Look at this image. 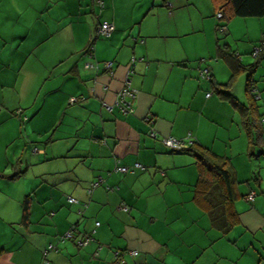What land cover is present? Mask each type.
<instances>
[{
  "label": "crops",
  "instance_id": "obj_1",
  "mask_svg": "<svg viewBox=\"0 0 264 264\" xmlns=\"http://www.w3.org/2000/svg\"><path fill=\"white\" fill-rule=\"evenodd\" d=\"M102 1L103 8L97 0H0V264H111L118 251L128 264H264V197L250 188L254 203L236 204L240 222L224 236L195 203L194 188L189 197L196 158L163 143L195 141L222 155L226 116L244 128L238 109L199 77L212 55L214 81L233 73L219 61L215 21L206 20L217 17L216 5L198 0L201 21L188 26L178 17L194 0ZM103 21L114 31L88 55ZM128 77L137 95L127 113L117 100ZM135 163L147 169L116 171ZM27 195L30 222L22 223ZM69 196L88 203L84 215ZM179 198L188 213H173ZM74 224L96 229L89 245L60 241Z\"/></svg>",
  "mask_w": 264,
  "mask_h": 264
},
{
  "label": "trees",
  "instance_id": "obj_2",
  "mask_svg": "<svg viewBox=\"0 0 264 264\" xmlns=\"http://www.w3.org/2000/svg\"><path fill=\"white\" fill-rule=\"evenodd\" d=\"M97 2L99 3L101 8L104 7V3L102 6V2H103L102 0H97ZM212 2L217 7L216 14H218L219 12L223 13L222 18L217 17L218 21L223 22L226 19L231 20L237 17H258L260 18L264 16V0H212ZM99 26L97 29L96 37L92 39V41L89 43V46L85 50L88 55H91V53L94 52L97 38L103 36L98 33ZM222 27H226V29L223 30L221 29ZM227 29H228V26L226 24L217 25V31L221 30L222 32H225L227 31ZM256 46L264 47V43H262L261 45H256ZM253 53H254V49L252 51V54ZM218 55H219L218 58L220 57L221 59L225 60L232 69L233 75L231 76L230 80L222 84L217 83L216 81H214L211 69L209 67L208 68L210 69V78H203L201 76V72L205 68L200 70V78L210 81L213 86V92H215L216 94L218 93V95L222 99H226L230 101L232 105L235 106L236 109H238L239 113L243 115L244 117L243 125H244V128L246 129V133H247V137H248L250 145L258 144V145L264 146V135H262L263 130H264L263 128L264 111H261V107L264 106V96H263L262 90L258 86V81L253 78V74L255 72L256 66L258 65V63L264 60V54L256 56V57L254 56L257 59L256 63L251 64V65H244L240 61L241 54H239L235 50H232L231 48H229V46L227 47V44L226 45L219 44ZM91 64H93L95 67L99 66L98 62L95 64L94 63H91ZM249 69L251 73L248 75V78L246 80V87H245L246 101L242 102L230 91V89L234 84L236 75L239 72L247 71ZM261 100H263V103H261ZM184 143H185V146L183 147V149L181 150L171 149V151L172 152H186L196 158L197 167H198V178L194 185V201L197 205H199L201 208L207 211L211 219L212 226L218 229L224 236H226L240 222V212L238 211L236 207L237 206L236 201L239 200L241 197H243L250 204H253L257 196V193L255 190L254 191L252 190L250 191V193H248V195L241 194V192L239 191V185L237 183V178H236L237 175H236V172L233 170V163L231 162V159L228 156L220 155L214 152L211 148H208L195 141L189 140L188 142L184 141ZM37 150H38L37 147H33L32 149V151H37ZM135 164H133L130 167H134ZM119 166H126V165L118 164L116 166V171H117V167ZM143 166L145 167L144 169L135 168L134 172L129 171L127 173H124L119 170L117 172H120L123 174H133L137 170L147 169L145 165ZM18 176L19 174H14L11 176V178L15 179ZM97 182H98V185L94 187V189L102 184V180H98ZM258 182L260 183L261 180H258ZM251 193H255V197L253 201L248 200V196ZM70 197L72 196L68 197L69 203L79 205L80 206L79 213L81 215H84L86 209L89 207L88 203H84L83 201H80L76 199L75 197L73 198H75L77 201L71 202L69 200ZM124 207H127L128 210H125ZM124 207H123L124 211L126 212L130 211V207L128 205H125ZM31 208H32V195H27L23 200L22 223L30 222ZM98 222L95 223V226H96L95 228L101 225V222H99L100 225L97 226ZM72 230H73L74 238L73 239H63L62 236H64L67 232L72 231ZM95 231L96 229H94L93 232ZM93 232L92 231H82L79 229L78 224H74L68 231L63 233L59 238H60V241H73L78 246L84 247V246L89 245L93 241L94 239ZM87 235L91 237V241L87 245H81L79 241ZM52 248H54V246L51 245V247L45 251L44 253L45 259L47 258L49 250H51ZM117 253H118L119 258H122L123 260H125L123 258V256L125 255L124 254L125 252L122 253L118 251ZM115 261H116V257H114L113 262Z\"/></svg>",
  "mask_w": 264,
  "mask_h": 264
},
{
  "label": "rangeland",
  "instance_id": "obj_3",
  "mask_svg": "<svg viewBox=\"0 0 264 264\" xmlns=\"http://www.w3.org/2000/svg\"><path fill=\"white\" fill-rule=\"evenodd\" d=\"M197 1L198 0H194L192 5L188 6L183 12H181L180 16L178 17V21L184 22L188 24V26H191L192 24H197L198 21H201V19L198 18V15H200V11L193 5L196 4ZM201 1L202 0H199V2ZM210 19H213L215 21L213 26L214 34L212 35L215 41L216 40L219 41L221 45L231 44L232 48L241 54V57L244 59L245 64L250 65L257 62V59L252 54V51L256 45H261L262 43H264V30L262 29V23H264V17L263 18L237 17L231 20L226 19L225 21L222 22V21H218V18L213 16L212 18H207L206 20L208 21ZM221 24H226L228 26V30L225 32H222L221 30L217 31V25H221ZM208 31H210V25ZM6 32L7 35H9L11 34L12 31H6ZM193 35L194 34H191L189 35V37H193ZM208 35H211L210 32H208ZM189 37L187 36L186 38L189 39ZM106 38L107 36L99 37V39L101 40H104ZM207 50L208 48H206V51ZM212 56L206 57L207 61L205 63L207 64L198 60L199 64H205L204 66L201 67L202 69L206 68L207 66H210L211 64L209 62L215 60L211 58ZM219 61H221V63L224 65V67L227 70L229 69L227 68L228 66L225 64L226 62L223 59H219ZM250 73H251L250 69L247 70L246 72L243 71L239 72L235 77L232 89H230V91L241 101L246 100L245 98L246 80ZM231 75L232 74L230 69L226 72L224 71L223 75L221 76L222 81L220 82H227L231 77ZM199 77H200V72H199ZM200 79L202 80V78ZM254 79L258 81V86L260 87L264 95V60H262L261 64L258 66L256 72L254 73ZM216 97L220 100L218 93L216 94ZM261 103H263V100H261ZM219 110L220 108L217 109V112H219ZM261 111H264V106L261 107ZM238 119H239L238 116H236V119L233 122H231V124H234L232 126L230 124L231 121L230 117L226 116L227 123L225 125L224 124L220 125V131L218 137V144L220 145L219 150L222 155L226 154L225 156H228L231 159V162L233 163V170L236 172L237 175L236 176L237 183L239 185V188H241V191L247 193L250 191V188H253L257 190V192L259 193L257 199H262V197H264V146L258 144L250 146L248 144V139L246 134H243L244 136L242 137L241 136L237 137V129L244 130L242 124L238 121ZM244 133H246L245 130ZM10 150L12 151L13 149L9 148V151ZM236 166L238 167V169L236 168ZM258 180H261V182L259 183ZM250 182H252L251 186H249ZM193 188L194 185L191 189L192 191L189 193L190 198L193 193ZM185 193H187V190H185ZM178 200H179L178 203L182 202V199L179 198ZM237 203L238 204L247 203L249 206L252 205L248 201H246L245 198L243 197L237 200L236 204ZM171 205H172L171 208L173 209L172 210L173 213L175 212L179 213L178 208L179 209L182 208L184 213H188L187 212L188 206H186L185 203H181V204L174 203ZM204 215L207 216V214ZM207 217H209V215ZM174 225L180 228L185 226V222L180 221L178 223H174ZM231 235L234 234L232 233L228 234L229 237Z\"/></svg>",
  "mask_w": 264,
  "mask_h": 264
},
{
  "label": "built area",
  "instance_id": "obj_4",
  "mask_svg": "<svg viewBox=\"0 0 264 264\" xmlns=\"http://www.w3.org/2000/svg\"><path fill=\"white\" fill-rule=\"evenodd\" d=\"M102 6H103V2H102ZM217 17L218 18H222L223 17V13L219 12L217 14ZM221 29L225 30L226 27H222ZM113 30H114V25L111 22H109V21H104L99 26L98 33L100 35H103V36H110L111 33L113 32ZM262 54H264V47L263 46H259V47L256 46L254 48L253 55L256 57V56H259V55H262ZM91 56H93V53H91ZM87 66H91V65L90 64H87ZM103 66L112 75L115 73L114 72V63L113 62H111V61L104 62ZM130 68H131V70H133V66H131ZM201 76L203 78H210V69L207 67L204 70H202ZM136 95H137V90H135L133 87H131L130 78L128 77L127 80H126V82H125V84H124V86H123V88H122V90L120 91V93L118 95L117 105L123 111H125L127 113L128 112H133L134 109H133V106H132L131 99H135L136 98ZM207 96L210 97L211 96V93H208ZM0 111H1V106H0ZM163 143H164V145H166L167 147H169L170 149H173V150H181L185 146L184 141L177 140L175 138L165 139L163 141ZM135 168L144 169L145 167L141 163H136L134 167H130V166H119V167H117V171L119 170V171L124 172V173H127L129 171H133L134 172L135 171ZM97 185H98V182L94 183L92 185V187L94 188ZM254 197H255V193H251L248 196V200L253 201L254 200ZM69 200L71 202H76L77 201L73 197H70ZM124 209L125 210H128L127 207H124ZM99 225H100V223L98 222L97 223V226H99ZM62 237H63V239H73L74 238L73 230L67 232ZM90 241H91V237L89 235H87L83 239H81L79 241V243L81 245H87ZM130 253L132 255H138L139 252L135 250V251H130ZM115 257H116V261L113 262V263H111V264H128L125 260H123L122 258H119L118 253H116Z\"/></svg>",
  "mask_w": 264,
  "mask_h": 264
},
{
  "label": "water",
  "instance_id": "obj_5",
  "mask_svg": "<svg viewBox=\"0 0 264 264\" xmlns=\"http://www.w3.org/2000/svg\"><path fill=\"white\" fill-rule=\"evenodd\" d=\"M133 68H134V65H133Z\"/></svg>",
  "mask_w": 264,
  "mask_h": 264
}]
</instances>
